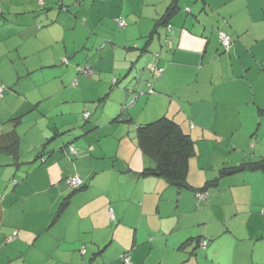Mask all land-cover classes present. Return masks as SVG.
<instances>
[{
  "label": "crops",
  "instance_id": "obj_1",
  "mask_svg": "<svg viewBox=\"0 0 264 264\" xmlns=\"http://www.w3.org/2000/svg\"><path fill=\"white\" fill-rule=\"evenodd\" d=\"M169 4L0 0V135L20 139L17 157L0 152V233L21 249L9 263L123 264L128 253L131 264H264L263 174L224 178L199 201L140 176L155 161L137 143L139 126L175 120L195 143V189L223 168L264 159V0H180L170 31L154 33ZM220 30L234 41L228 52ZM153 65L164 73L151 75ZM26 75L34 87L22 86ZM67 144L76 158L60 150ZM43 146L52 152L44 165ZM70 176L86 187L74 193Z\"/></svg>",
  "mask_w": 264,
  "mask_h": 264
},
{
  "label": "trees",
  "instance_id": "obj_2",
  "mask_svg": "<svg viewBox=\"0 0 264 264\" xmlns=\"http://www.w3.org/2000/svg\"><path fill=\"white\" fill-rule=\"evenodd\" d=\"M169 2L170 4L167 8V11L161 17V19H159L156 22L155 25L156 31L154 29V33L158 32L159 29L163 27H166V29H171L172 26L171 22L173 18H175L181 12V7L179 4L180 0H169ZM185 11L191 12V9L187 8V10ZM222 32L224 31L222 30L219 31V39H220V33ZM231 41L233 45L234 41L232 40V38ZM150 42H151V37L149 39V42H147V47L150 45ZM222 49L224 52H228L225 51L223 46ZM144 50H146V48ZM153 67H151V69H153ZM151 69H150V73L152 75L153 73L151 72ZM260 112L264 114V110H260ZM88 119L89 118L85 120L87 121ZM125 119H126V115L121 114L118 117L114 118L112 122L119 123L125 121ZM62 135L63 133H59L54 137L53 140H56L58 137ZM137 143L142 153L145 156L155 161V167L146 168L140 174V176L161 178L168 184V186L173 187L178 191L194 192L196 198L199 201H208L210 197L209 195L212 194L211 192H213L218 188L220 181L224 178L238 174L257 173V172L264 175V159L247 161L233 167L223 168L219 171V175L217 178H215L212 181L206 182L205 185L200 189L193 188L188 183V174H189L190 160L196 154L195 143L192 140V138L182 129V127L175 120L166 116L154 122L139 126L137 129ZM19 144H20V139L19 136L15 133V131L7 132L0 135V152L9 153L10 156L12 155L13 157H17V150L19 148ZM44 146L42 149L38 150V155H37V159L40 161L42 165L46 163L48 156L52 153V152L46 153ZM71 147H73L72 144H67L62 146L60 150L63 151L66 150L67 153H69L70 155L76 158L79 154L78 150H76L73 147L77 151V154L74 155L70 151ZM73 177L76 176L68 177L65 180V184L69 189L74 191V193L78 191H82L86 187L85 186L86 184L81 177L80 178L83 180V184L80 187L76 189H72L67 184L68 180ZM70 199L71 197H67L63 200L57 215L58 217L62 216L65 213V211L68 209L71 203ZM85 252H86L85 250L82 251L83 254ZM126 257H130V255L128 253L122 255L123 264Z\"/></svg>",
  "mask_w": 264,
  "mask_h": 264
},
{
  "label": "rangeland",
  "instance_id": "obj_3",
  "mask_svg": "<svg viewBox=\"0 0 264 264\" xmlns=\"http://www.w3.org/2000/svg\"><path fill=\"white\" fill-rule=\"evenodd\" d=\"M95 48V50L97 49V51H98V47H95L93 44H91L89 47H88V50L86 51V53H88V56L90 57V55H91V53L92 52H94V49ZM97 54H96V52L95 53H93L92 55H91V57H90V59L89 60H92V58L93 57H95ZM110 66V63L109 64H107L106 66H105V70H107V71H109L110 70V72H111V70H112V68L111 67H109ZM150 69H151V67H150ZM110 74V73H109ZM83 77V76H82ZM88 77V76H87ZM9 80V78L7 79V81ZM66 80H67V77H66ZM34 82H35V79H32V77H28V75H26V77H24L23 79H22V81H21V83H22V86H24V87H34L35 86V84H34ZM56 83V82H55ZM0 84H2V83H0ZM37 84V83H36ZM5 86V85H4ZM74 86H76V84L74 85ZM6 87V86H5ZM25 90V89H24ZM30 95H32L31 93H29ZM88 96H90L89 94H88ZM52 101H55V102H58L59 101V98H55V99H53ZM49 106H50V104L48 103V104H46V106H42V107H40V109L38 110V111H34L33 112V114L34 115H37L36 113H43V112H45L46 110H47V108H49ZM53 112V111H52ZM53 114H54V112H53ZM28 116H26L25 118H27ZM42 119H44V118H42ZM42 119H40V120H42ZM34 122H33V120L30 118V119H27V120H25V122H24V124L22 125V128H21V130H24V131H27V129L28 128H30V126L33 124ZM33 128V127H32ZM28 133L31 135L33 132L32 131H28ZM28 133H26V138H28V137H30L29 135H28ZM34 134V133H33ZM32 134V135H33ZM25 144L26 143H24L23 144V148H25ZM0 160H1V158H0ZM0 171H3L2 170V168H0ZM200 173V171H197L196 170V165L195 164H193L192 166H191V169H190V171H189V174H188V183H189V181L190 182H196V180H197V176H198V174ZM243 208V207H242ZM242 216L243 215H241L240 217L242 218ZM241 220V219H240ZM250 225H253V222H249V226ZM243 228H245V229H247L246 228V226H245V224H244V227ZM247 234H249V233H240V235L241 236H246ZM5 233H0V264H8L11 260H12V257H14V256H17L18 255V249H19V245H20V243H19V245L18 244H5ZM33 239H34V237H33ZM203 242H205L206 243V245L204 246V247H206L207 246V244H208V242H206V241H202L201 242V246H202V244H203ZM253 245H246V246H241V248L243 249V251H246V249H254V250H256L255 248V245H254V247H252ZM19 250H21V249H19ZM26 254H28V251L26 252ZM248 254H250V253H248ZM247 258H249L248 256H246ZM28 262H30L31 264H32V262H31V260L28 258L27 260H23V262H21V264H27ZM9 264H11V263H9ZM13 264V263H12Z\"/></svg>",
  "mask_w": 264,
  "mask_h": 264
},
{
  "label": "built area",
  "instance_id": "obj_4",
  "mask_svg": "<svg viewBox=\"0 0 264 264\" xmlns=\"http://www.w3.org/2000/svg\"><path fill=\"white\" fill-rule=\"evenodd\" d=\"M118 25L120 28H125L126 27V22L122 19H119L118 21ZM170 31V29H169ZM220 41L222 43V46L224 47L225 51H229L232 47V41H231V38L230 36H228L226 33L222 32L220 33ZM151 72L154 74V73H158L160 75H162L164 73V69L162 68H159V66L157 65H154L153 69H151ZM5 91H6V87L1 85L0 84V99H2L5 95ZM89 113H85L84 114V117L85 119L89 118ZM71 153L76 155L77 154V151L71 147ZM67 184L72 188V189H76L78 187H80L82 184H83V180L76 176V177H73L71 179L68 180ZM113 210H111V215L113 217ZM206 243L204 242L202 244V246H205ZM124 264H131V258L130 257H126V259L124 260Z\"/></svg>",
  "mask_w": 264,
  "mask_h": 264
},
{
  "label": "clouds",
  "instance_id": "obj_5",
  "mask_svg": "<svg viewBox=\"0 0 264 264\" xmlns=\"http://www.w3.org/2000/svg\"><path fill=\"white\" fill-rule=\"evenodd\" d=\"M157 57V56H156ZM117 81H114V83H116ZM4 98V97H3Z\"/></svg>",
  "mask_w": 264,
  "mask_h": 264
}]
</instances>
